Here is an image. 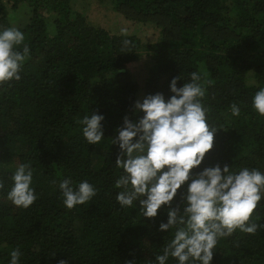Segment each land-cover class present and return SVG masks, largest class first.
<instances>
[{
    "label": "trees",
    "instance_id": "trees-1",
    "mask_svg": "<svg viewBox=\"0 0 264 264\" xmlns=\"http://www.w3.org/2000/svg\"><path fill=\"white\" fill-rule=\"evenodd\" d=\"M106 1L146 30L114 34L93 26L70 0H0V31L17 28L30 49L21 79L0 87V264H10L17 248L18 264H157L175 229L159 230L167 207L147 219L138 201L129 208L117 202L115 183L124 173L112 138L125 116L133 123L144 116L135 109L140 95L160 93L167 102L175 77L180 88L200 74L207 122L217 130L193 175L217 164L264 173V117L252 107L264 89V0ZM21 7L24 17L11 25L8 12ZM143 57L149 64L139 87L127 66ZM234 103L239 116L231 113ZM92 114L104 117L98 145L88 144L80 123ZM21 164H30L37 196L27 209L7 199ZM65 180L74 190L87 181L97 195L69 210L59 187ZM252 221L262 227L219 239L211 264H264V198Z\"/></svg>",
    "mask_w": 264,
    "mask_h": 264
},
{
    "label": "clouds",
    "instance_id": "clouds-1",
    "mask_svg": "<svg viewBox=\"0 0 264 264\" xmlns=\"http://www.w3.org/2000/svg\"><path fill=\"white\" fill-rule=\"evenodd\" d=\"M126 34V33H125ZM24 34L15 27L0 31V87L21 79L20 72L29 58L30 49L24 44ZM127 47L131 41L124 40ZM23 45L22 51L18 50ZM180 77L171 81L173 95L165 101L163 94L149 95L143 102L136 101L135 109L144 113L138 123L124 117L122 128L112 138L120 152L115 165L123 170L115 187L122 189L116 197L122 208L132 207L138 201L144 218L154 219L162 207H167V223L160 231L175 229L174 238L156 256L157 264H166L169 257L178 264H211L214 248L221 238L231 237L239 230L255 234L261 225L252 221L259 202L264 198V173L257 169L230 170L227 164L200 167L214 147L217 130L207 122V109L202 103L206 89L197 72L190 74V82L177 87ZM253 109L264 117V89L254 96ZM233 116L240 115L239 107L231 105ZM102 115H85L80 121L83 136L90 145L104 139ZM11 179L13 186L7 199L16 207L27 209L37 199L33 170L30 164H21ZM63 181L59 187L64 206L71 210L84 205L97 195V190L87 181L78 189ZM187 185L181 202L173 207L178 190ZM4 184L0 181V189ZM182 209V210H181ZM10 264H18L19 248L10 253ZM59 264H66L61 260Z\"/></svg>",
    "mask_w": 264,
    "mask_h": 264
},
{
    "label": "rangeland",
    "instance_id": "rangeland-1",
    "mask_svg": "<svg viewBox=\"0 0 264 264\" xmlns=\"http://www.w3.org/2000/svg\"><path fill=\"white\" fill-rule=\"evenodd\" d=\"M71 8L86 17L87 21L93 26L102 27L114 34H137L145 31L147 27L138 30L137 22L123 17V11H117L110 1L106 0H70ZM25 10L21 7L16 11H9L8 18L11 25H17L19 20L24 17ZM152 35V32H151ZM149 62L143 57L127 66V70L138 82L139 87L146 78L147 66ZM142 95L137 101L142 102Z\"/></svg>",
    "mask_w": 264,
    "mask_h": 264
}]
</instances>
